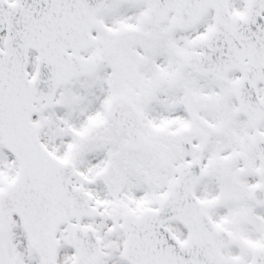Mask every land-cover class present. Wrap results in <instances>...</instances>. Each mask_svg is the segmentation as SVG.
Segmentation results:
<instances>
[{"label":"snow or ice","instance_id":"1","mask_svg":"<svg viewBox=\"0 0 264 264\" xmlns=\"http://www.w3.org/2000/svg\"><path fill=\"white\" fill-rule=\"evenodd\" d=\"M0 264H264V0H0Z\"/></svg>","mask_w":264,"mask_h":264}]
</instances>
